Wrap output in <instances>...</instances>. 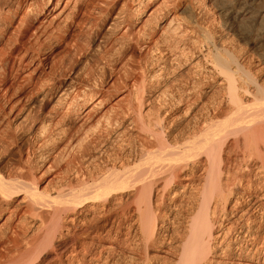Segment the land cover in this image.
Wrapping results in <instances>:
<instances>
[{
  "label": "bare ground",
  "instance_id": "1",
  "mask_svg": "<svg viewBox=\"0 0 264 264\" xmlns=\"http://www.w3.org/2000/svg\"><path fill=\"white\" fill-rule=\"evenodd\" d=\"M89 2L0 1V97L29 84L45 43ZM94 8L87 25L98 43L77 47L81 66L59 79L61 63L40 72L9 122L7 137L26 156L0 172V233L20 213L25 243L0 264H41L38 250L74 242L107 217L113 237L93 234L80 246H100L91 258L107 253L101 264H139L141 246L160 264H264V0H97ZM132 41L142 56L126 57ZM116 65L123 82L113 92L123 91L105 108L106 70ZM34 138L49 147L42 160L56 148L61 163L51 191L40 190L29 164Z\"/></svg>",
  "mask_w": 264,
  "mask_h": 264
},
{
  "label": "rangeland",
  "instance_id": "2",
  "mask_svg": "<svg viewBox=\"0 0 264 264\" xmlns=\"http://www.w3.org/2000/svg\"><path fill=\"white\" fill-rule=\"evenodd\" d=\"M0 1H5V0H0ZM96 1L97 0H90L87 9L76 17V22L73 25H71L69 28H67V31L63 35H61V33L57 35L58 41L56 42L50 41L47 44L45 43L44 45L45 51L41 52L39 57V59L42 61V65L39 71L36 72V74L32 73L29 84H27L24 87V89L18 91H14L11 88L8 94L0 97V106H1L0 107V172L3 175L12 172L14 168L17 167L18 164H21L25 159L26 150L24 145L19 144L18 140L15 141V137L8 138L7 133L9 131L10 124L14 123L15 121L16 113L19 111V109L27 100V96L30 95L32 92H34L35 88L41 82L42 80L41 73H43V75H47L49 72H51L52 65L61 63L62 67L60 73H58L59 75H57V79L62 77L64 74L65 75L71 74V71L76 70L78 67L81 66L80 63L82 59L81 60L77 59L78 58L77 47L92 49L94 44L98 43L97 37L96 36L93 37L95 32L89 33L88 25H87L88 20H94L98 17L97 9L94 8ZM198 37H200V35ZM2 43L3 42H1L0 46L2 45ZM79 45L83 47H80ZM229 45L235 47L236 42L230 41ZM106 47H107V43H105L104 47L101 48L100 50H103ZM143 53L144 50L141 47V45L135 43V41H132L126 57L128 55H132L133 58H138L142 56ZM88 63L94 64L92 60L89 61ZM29 71L30 69L25 70L23 72L19 71L18 76L14 79L13 85L16 86L17 84L23 82V80L26 79ZM122 82H123V74H122L121 65H116L115 67L106 70V79L105 82L103 83V90H112V94H111L112 98L105 103V108L113 104L120 97V93H122L123 88H121L118 92H113V89L115 86H121ZM20 126L21 125L16 126L17 130L21 129ZM13 127L11 128V131H13L15 136V133L17 132H15ZM18 132L20 133V130H18ZM72 133L73 131L69 132V135ZM36 141L37 140L34 138L33 146L31 147V151L29 152L30 153L29 164L33 165L34 167L32 171L33 174L35 175V181L38 182V186L40 190L51 191L50 189L52 188L54 189L61 182L60 179L61 163H57L54 159L56 148H53L52 149L53 152L51 151V153H49L47 157L44 160H42L41 154L48 151L49 147L38 146V143ZM62 144H59V147H61ZM194 185L198 186V181H195ZM130 209H132L130 213H133V206H131ZM5 215L2 214L0 216L1 217L0 224L2 223ZM19 216L20 213H18L14 218V220L11 222L9 226L10 227L9 231H6V233H0V257L10 254L12 251L11 248L15 242H17L20 247L24 246L25 240H23L22 237L25 230L21 229L22 226L21 222L17 221L18 220L17 217ZM87 216L91 218L90 220H93L97 215L96 212L94 211V212H90ZM29 220L30 219H27L26 222L29 223ZM111 220L112 218L107 217L106 221L104 222V225H102L97 220H93L89 228L90 230L88 231L89 233H87V235L86 234L81 235L74 242H71L69 238L65 237V239H60L56 241L54 245L44 246L43 248H41L36 252V254L42 252L43 256H42V261H40L41 264H45L46 262L47 264H68L67 257L69 255L73 256L72 264H78L80 259L85 260L86 262L85 264L103 263V261L106 259L107 256V253L105 252L102 253L101 257L98 260L91 258L92 256H97L100 253L101 251L100 246L92 245L90 248H87L85 250H83V248L80 246L82 240L83 241L87 240V238L92 236L93 234H97L102 237L112 238L114 234V230L107 231L108 228L111 226ZM11 231H15V233L12 234ZM61 231L67 232L64 227L61 229ZM26 232L28 233L29 231ZM123 232H125L124 229L122 230V233ZM62 242L65 245L68 244L67 245L68 247L66 250L63 251L61 250L59 252V248L61 247ZM140 250L143 251L144 255H143V261H139V264L163 263L162 259L160 260L151 259L150 255L151 253H153L154 250L150 248H144L143 246L140 247ZM84 251L85 253L83 254ZM146 253L147 256L145 257ZM120 261L121 264L127 263L124 261L123 258H121ZM215 263L216 262H212L211 264H215Z\"/></svg>",
  "mask_w": 264,
  "mask_h": 264
}]
</instances>
